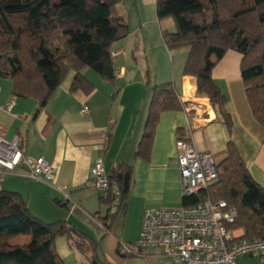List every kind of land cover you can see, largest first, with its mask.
Wrapping results in <instances>:
<instances>
[{"label":"crops","instance_id":"obj_1","mask_svg":"<svg viewBox=\"0 0 264 264\" xmlns=\"http://www.w3.org/2000/svg\"><path fill=\"white\" fill-rule=\"evenodd\" d=\"M115 8L128 23L130 33L112 46L111 51L117 53L113 67L120 72L114 86L85 68L82 74L92 84V92H70L75 76L70 70L46 105L36 112L35 100L16 97L11 83L0 79V128L4 139L11 141L20 136L25 157L44 158L55 175L54 182L46 183L17 178L21 172L17 170L0 177V190L19 194L30 213L45 223L68 222L92 241L95 256L102 264H164L162 255L156 252L121 258L116 243L118 239L132 242L138 237L145 209L181 206L176 141L190 142L197 152L209 153L216 165L227 157L231 142L251 178L264 191V129L253 118L246 100L240 54L226 52L211 70L212 81L226 98L225 111L231 120L228 131L208 98L198 94L195 78L183 75L187 49L168 51L161 40L151 41L146 29L149 22L157 23L160 39L161 31H175L169 18L156 21L155 0H120ZM135 36L138 41L133 44ZM169 82L183 109L159 115L148 160L136 158L151 88ZM8 104L12 106L6 112ZM84 107L87 113H82ZM98 158H102L109 176L116 166L126 169L129 175L123 205L114 215L107 212L110 202H103L108 197L101 196L90 181V170ZM56 185L64 187L67 200L62 199ZM232 234L242 237L244 232L236 229ZM55 249L61 259L72 253L88 263L68 246L64 236L56 238ZM237 264H264V256L243 257Z\"/></svg>","mask_w":264,"mask_h":264},{"label":"trees","instance_id":"obj_2","mask_svg":"<svg viewBox=\"0 0 264 264\" xmlns=\"http://www.w3.org/2000/svg\"><path fill=\"white\" fill-rule=\"evenodd\" d=\"M120 0H0V79L11 83V92L33 99L43 108L67 73H75L70 92L89 94L93 86L82 71L92 70L114 86L112 46L130 29L116 5ZM159 23L171 18L175 31H161L168 51L187 49L183 75L196 80L228 131L226 98L211 78V70L228 51L240 54V78L252 116L264 129V0H155ZM116 93L114 92L113 95ZM172 82L153 86L144 131L135 157L148 160L159 115L181 111ZM104 145V151L109 144ZM227 157L217 165V179L197 195L184 197L181 206L205 199L225 201L236 217L227 229H242L244 238L264 240V191L251 178L231 142ZM116 166L109 178L121 190L126 169ZM124 172V173H123ZM105 203L110 202L107 198ZM20 236L28 240L12 243ZM64 236L70 248L88 264H102L95 246L64 220L45 223L30 213L19 194L0 190V264H63L55 240Z\"/></svg>","mask_w":264,"mask_h":264},{"label":"built area","instance_id":"obj_3","mask_svg":"<svg viewBox=\"0 0 264 264\" xmlns=\"http://www.w3.org/2000/svg\"><path fill=\"white\" fill-rule=\"evenodd\" d=\"M111 60L117 53L110 52ZM119 71L114 70V76ZM12 104L4 107L8 112ZM84 107L82 113H87ZM177 165L182 197L197 195L206 190L218 176L217 165L209 153L197 152L190 142L176 141ZM16 174L17 178L54 182L51 165L44 158H29L23 154V140L15 136L4 139L0 128V177ZM90 181L101 195L110 198L108 214L114 215L123 205L121 190L110 180L102 158L95 160L90 170ZM63 200H67L64 187L56 185ZM236 217L225 201L208 199L191 206L178 208H147L143 211L138 237L132 242L117 240L116 251L121 258L140 257L156 252L180 264H237L243 257L264 256V240L235 237L227 225Z\"/></svg>","mask_w":264,"mask_h":264},{"label":"rangeland","instance_id":"obj_4","mask_svg":"<svg viewBox=\"0 0 264 264\" xmlns=\"http://www.w3.org/2000/svg\"><path fill=\"white\" fill-rule=\"evenodd\" d=\"M127 2V0H124ZM153 7V6H152ZM153 9V12L151 14H154V7L151 8ZM169 20H172L171 18H169ZM173 22V20H172ZM174 23V22H173ZM134 26V25H133ZM146 29L147 31L149 30L150 32V37L153 38L151 41H154V40H161L160 37H159V30H158V27H157V23H147V26H146ZM132 41H133V44H135L138 39H136V36L135 38H132ZM33 215V214H32ZM35 216V215H34ZM36 217V216H35ZM39 219V218H38ZM28 240V237L27 236H20L16 239H14L12 241V243H15V244H21V243H24ZM73 250V249H72ZM76 251V250H75ZM77 252V251H76ZM78 253V252H77ZM79 254V253H78ZM163 258V262L164 264H176L175 262H173L171 259L167 258V257H161ZM62 262L63 264H88V263H83L81 262V257H78L77 255H73L72 253L67 256L66 258H63L62 259ZM180 264V263H179Z\"/></svg>","mask_w":264,"mask_h":264},{"label":"water","instance_id":"obj_5","mask_svg":"<svg viewBox=\"0 0 264 264\" xmlns=\"http://www.w3.org/2000/svg\"><path fill=\"white\" fill-rule=\"evenodd\" d=\"M118 177L122 178V181H123V192H126L128 190L129 175L128 174H124V175L119 174Z\"/></svg>","mask_w":264,"mask_h":264}]
</instances>
